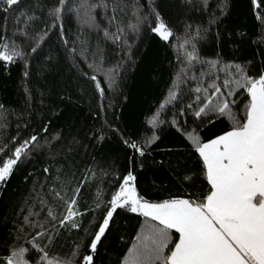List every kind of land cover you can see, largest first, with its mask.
Instances as JSON below:
<instances>
[{
	"label": "trees",
	"instance_id": "16d2710c",
	"mask_svg": "<svg viewBox=\"0 0 264 264\" xmlns=\"http://www.w3.org/2000/svg\"><path fill=\"white\" fill-rule=\"evenodd\" d=\"M4 45L19 55L0 60V166L36 140L0 183V264L21 249L26 264H45L44 252L128 264L163 226L117 207L93 251L113 195L129 173L141 201L209 194L188 134L207 143L245 122L244 77L264 75V0H19L0 4ZM225 101L231 116L213 108ZM73 199L79 214L62 226Z\"/></svg>",
	"mask_w": 264,
	"mask_h": 264
},
{
	"label": "snow or ice",
	"instance_id": "6c2138e0",
	"mask_svg": "<svg viewBox=\"0 0 264 264\" xmlns=\"http://www.w3.org/2000/svg\"><path fill=\"white\" fill-rule=\"evenodd\" d=\"M18 2L19 0H0V4L9 7ZM63 2L61 0V4ZM59 13L60 9L57 8L52 14L58 17ZM153 31L164 40L172 35L163 22L158 23ZM3 47L5 50L0 51V60L11 62L14 56L19 55L14 50L9 55L7 45ZM244 79L250 85L248 92L251 96L245 122L207 143L200 142L192 133L188 134L193 139L195 151L202 158L206 179L211 185L209 194L200 201H141L137 198L135 189L128 186L134 179L129 173L119 191L113 195L111 207L91 242L93 251L117 207L130 205L131 212L151 217L163 227L154 229L150 236L145 237L150 243L138 248L128 264H264V75L259 79ZM216 91L219 92V89ZM206 108H201L196 115L204 113ZM213 108L221 115L227 112L231 116L226 101L215 104ZM35 140L36 137L33 136L31 141ZM31 141H25L17 147L14 158L2 161L0 183L11 174ZM131 147L137 146L132 144ZM75 204V199L68 203L67 215L60 220L62 226L79 214L73 210ZM49 215L52 216L51 210ZM25 219L27 221L28 218ZM170 229L179 233L174 249L170 248ZM24 251L26 250L21 249L20 253L13 252L7 264H14V257L17 256L19 259L16 264H26L22 256ZM39 251L44 252V249ZM41 261L54 264V261L48 260L46 252L41 256ZM84 261L85 264H91L92 256H85Z\"/></svg>",
	"mask_w": 264,
	"mask_h": 264
},
{
	"label": "rangeland",
	"instance_id": "374dc122",
	"mask_svg": "<svg viewBox=\"0 0 264 264\" xmlns=\"http://www.w3.org/2000/svg\"><path fill=\"white\" fill-rule=\"evenodd\" d=\"M250 101H251V96H250ZM129 187H132V185H131V183L129 182V185H128ZM162 203V202H161ZM151 218V217H150ZM157 221V220H156ZM159 222V221H158ZM173 230H175V229H173ZM176 231V230H175ZM179 234V233H178Z\"/></svg>",
	"mask_w": 264,
	"mask_h": 264
},
{
	"label": "crops",
	"instance_id": "0c3cea01",
	"mask_svg": "<svg viewBox=\"0 0 264 264\" xmlns=\"http://www.w3.org/2000/svg\"><path fill=\"white\" fill-rule=\"evenodd\" d=\"M121 202H123V201H121ZM159 203H161V202H159ZM179 240V239H178ZM178 242V241H177ZM175 247V246H174ZM174 247H173V249H174Z\"/></svg>",
	"mask_w": 264,
	"mask_h": 264
}]
</instances>
